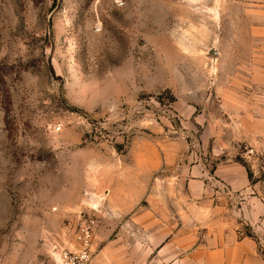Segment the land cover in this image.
Wrapping results in <instances>:
<instances>
[{"label":"rangeland","instance_id":"rangeland-1","mask_svg":"<svg viewBox=\"0 0 264 264\" xmlns=\"http://www.w3.org/2000/svg\"><path fill=\"white\" fill-rule=\"evenodd\" d=\"M226 162L264 179V0H0V264L168 260Z\"/></svg>","mask_w":264,"mask_h":264},{"label":"crops","instance_id":"crops-1","mask_svg":"<svg viewBox=\"0 0 264 264\" xmlns=\"http://www.w3.org/2000/svg\"><path fill=\"white\" fill-rule=\"evenodd\" d=\"M206 176L207 170H201L199 179L188 183L194 199H205L198 203L204 213L199 215L197 245L181 246L170 259L153 263L264 264V179L251 177L246 167L235 162L214 169L216 184ZM223 187L228 196L220 191ZM170 250V245L163 246L159 256Z\"/></svg>","mask_w":264,"mask_h":264},{"label":"built area","instance_id":"built-area-1","mask_svg":"<svg viewBox=\"0 0 264 264\" xmlns=\"http://www.w3.org/2000/svg\"><path fill=\"white\" fill-rule=\"evenodd\" d=\"M94 224L82 225L73 242L55 246L53 264H91ZM70 232V231H69Z\"/></svg>","mask_w":264,"mask_h":264},{"label":"water","instance_id":"water-1","mask_svg":"<svg viewBox=\"0 0 264 264\" xmlns=\"http://www.w3.org/2000/svg\"><path fill=\"white\" fill-rule=\"evenodd\" d=\"M212 56H219V50L217 48H213L212 50H210L209 52Z\"/></svg>","mask_w":264,"mask_h":264}]
</instances>
